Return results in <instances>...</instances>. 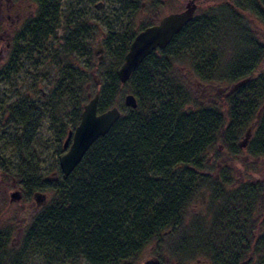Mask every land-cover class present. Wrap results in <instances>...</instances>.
<instances>
[{
	"label": "trees",
	"instance_id": "16d2710c",
	"mask_svg": "<svg viewBox=\"0 0 264 264\" xmlns=\"http://www.w3.org/2000/svg\"><path fill=\"white\" fill-rule=\"evenodd\" d=\"M115 1L121 12L141 9V1ZM38 3L39 11L9 42L0 83L20 71L25 48L35 55L50 49L61 68L56 89L72 91L68 132L85 104L79 103L81 89L74 81L80 75L48 44L57 28L58 0ZM196 12L121 84L117 70L123 56L134 36L151 24L134 25L125 17L118 51L95 93L97 112L119 105L120 118L67 176L39 175L40 156L31 144L37 124L29 118L25 96L6 105L7 120L19 128L9 141L18 152L15 176L28 194L48 195L16 246L6 247L9 234L0 232V264H25L29 257L42 264H133L148 244L167 236H176L170 248L176 264L189 259L264 264V181L235 180L230 162L244 147L250 158L264 159V70L256 73L264 61V0H226ZM78 36L76 26L61 38L63 54L85 48ZM227 47L233 50L230 57ZM226 84L231 87L217 98L200 100L205 86ZM126 93L135 97V109L124 107ZM55 111H49L50 121L61 134L64 125ZM214 158L221 166L212 175L207 169ZM197 200L206 213L183 226L186 208Z\"/></svg>",
	"mask_w": 264,
	"mask_h": 264
},
{
	"label": "rangeland",
	"instance_id": "374dc122",
	"mask_svg": "<svg viewBox=\"0 0 264 264\" xmlns=\"http://www.w3.org/2000/svg\"><path fill=\"white\" fill-rule=\"evenodd\" d=\"M223 1L226 0H196L199 9H204L211 3L213 5ZM112 2L110 0L58 1L59 17L57 28L54 30V35L51 36L48 44L57 48L61 61L66 59L67 61L65 62L69 63L72 70L77 67L78 70H75V72H78L80 77L74 81L75 86L81 89V92L79 91V103L81 102V105L97 93L101 85V73L109 65L112 56L118 51L121 32L126 18H130L134 25L150 23L162 15L182 10L188 0H158L156 3L150 2L149 4V1L146 0L145 9L134 14L128 13V9H124L123 12L118 11V9L122 8L113 6ZM97 3H100L98 7L95 6ZM195 15H198V11ZM76 26L79 32L77 43L85 48L79 51L78 54H63L60 46L61 38L72 28L76 29ZM17 27L11 28L9 33L11 39L17 34L15 31ZM3 45L2 43L0 44V54ZM88 49L92 50L89 55L85 53ZM93 50L97 51V54H94ZM49 51H42L40 55H35L34 53H27L25 48L21 55L23 59L20 61V71L15 75H11L5 82L0 83V111L18 97L25 96L24 102H27L25 108L27 107L31 111L29 118L37 124L34 129L35 133L31 137V144L40 156L39 175L42 178L53 175L54 172L58 171L59 157L65 152L62 149V142L67 130L71 129L72 126L67 115L73 107L71 103L72 91L60 92V90L56 89L61 68L51 58L52 55H49ZM231 53H233V50L227 47L225 51L226 57H230ZM100 55L103 57L101 62H104L102 69L98 67L100 61H98L97 57ZM5 62L6 60L2 61V58H0V68ZM262 70H264V61L258 67L256 73ZM230 87V84L215 85L210 86V88L205 86L202 95H200V98H202L200 100L207 101L208 99L217 98V94L223 93ZM60 93V99L52 98V96ZM115 106L120 109L119 105ZM53 107L57 110V113L55 111L56 118H59L64 125V132L62 131L63 133L61 134L58 133L50 121L49 111ZM38 112L41 115L36 119ZM26 128L30 130L31 127L28 125ZM18 130L19 128L11 125L10 120H7V114L6 120H4L0 113V232L5 234L8 232V239H6V247L8 248L18 244L33 215L29 207V204L33 201L32 194H28L27 190L24 189L23 192L24 200L19 199L17 202L10 200V194L17 191L18 186L21 185L14 173L18 152L14 151L9 145V141L16 137V134H19ZM241 139L242 137L237 142L241 141ZM244 148L241 149L239 156L233 159V162L230 160L234 179L237 181L241 179L243 181H264V159L250 158ZM220 162L221 160L211 159L207 170L212 175H215L216 169L218 170L221 166ZM23 203L26 204L22 211L19 208ZM261 205L264 208L263 202ZM205 213V208L201 201L197 200L190 203L183 216V226L191 222L194 217L203 216ZM175 238L176 236L172 239L168 236L162 237L161 240L148 244L133 264H176L177 259L170 255L171 242ZM25 264H42V262L35 257H29ZM80 264L86 263L81 262ZM182 264L204 263L201 260L189 259L183 260Z\"/></svg>",
	"mask_w": 264,
	"mask_h": 264
},
{
	"label": "water",
	"instance_id": "95a60500",
	"mask_svg": "<svg viewBox=\"0 0 264 264\" xmlns=\"http://www.w3.org/2000/svg\"><path fill=\"white\" fill-rule=\"evenodd\" d=\"M196 5L188 1L184 10L162 17L157 24L139 31L128 46L121 65L117 70V78L124 84L135 68L154 50H163L171 39L193 18ZM94 54L97 51L94 50ZM103 59L98 56V61ZM240 86L236 84L234 89ZM98 94H94L83 106L80 118L73 130H69L62 143L65 152L59 157L58 166L62 175H69L79 164L92 144L109 132L112 125L120 118V110L113 106L101 113L97 112ZM126 108L135 109L137 102L133 94L126 93L122 99ZM249 134L246 133L239 143L244 147ZM20 199L18 191L10 194V200L17 202ZM33 200L37 207L46 202V195L41 192L33 193Z\"/></svg>",
	"mask_w": 264,
	"mask_h": 264
},
{
	"label": "flooded vegetation",
	"instance_id": "af4514ba",
	"mask_svg": "<svg viewBox=\"0 0 264 264\" xmlns=\"http://www.w3.org/2000/svg\"><path fill=\"white\" fill-rule=\"evenodd\" d=\"M136 1L138 3L140 0H136ZM148 1L151 2L152 0H148ZM188 1L194 2V4L196 5V9H195V12H196L197 7H198V2H196V0H188ZM149 2H148V4H149ZM141 3L142 4H141L140 11L142 9H145L146 0L141 1ZM57 5H58V3H57ZM99 5H100V3H97L95 6L98 7ZM182 10H184V8ZM182 10L174 11V12H170L166 15H162V16L158 17L155 21H151L150 22L151 24L149 26L157 24L158 21L164 16H167V15L173 14V13H178V12H181ZM38 11H39L38 0H0V44L1 43L4 44L2 46V49H1L2 52L0 54V58H2V61L6 60V56L9 53V48H10L9 42L11 40L9 33L11 31V28L14 29L16 26H18L15 29V31L20 30L21 27L23 26L24 22L27 21L29 18L35 16ZM140 11H138V12H140ZM58 12H59V9H58ZM195 12H194V14H195ZM6 37H7V40H6ZM9 37H10V39L8 40ZM2 110H3V114H2V111H0L1 117H3V119L6 120V106ZM58 171H60L59 166H58ZM47 180H48V178H47ZM17 191L20 195V200L21 199L24 200L23 199L24 189L21 185L18 186ZM44 194L47 195L46 193H44ZM31 197L33 199V194ZM25 204L26 203H23L22 205H20L19 209H21L23 211V209L25 208ZM29 205H30L29 206L30 209L32 210L31 214H33V215L41 207V206L37 207L34 200ZM263 214H264V210H263Z\"/></svg>",
	"mask_w": 264,
	"mask_h": 264
}]
</instances>
